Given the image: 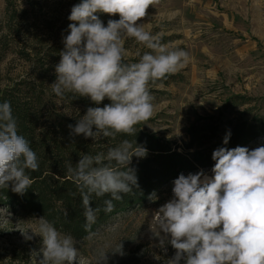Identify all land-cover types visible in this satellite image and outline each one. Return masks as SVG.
I'll use <instances>...</instances> for the list:
<instances>
[{"label":"clouds","instance_id":"obj_1","mask_svg":"<svg viewBox=\"0 0 264 264\" xmlns=\"http://www.w3.org/2000/svg\"><path fill=\"white\" fill-rule=\"evenodd\" d=\"M159 0H81L68 19L69 33L55 65L51 91L60 98L71 94L94 105L69 124L70 137L98 141L118 134L136 135V125L154 113L149 84L182 70L187 51L162 43L160 35L147 31L141 22ZM119 15L107 25L98 14ZM132 38L150 51L137 53V62H126L124 39ZM108 99L110 103L99 105ZM230 130L223 143L228 144ZM147 149L135 141L122 140L107 152L84 154L67 173L76 184L84 207L85 231L96 222L99 207L92 196H109L104 211L114 210L113 201L139 188L133 158H145ZM215 161L207 176L203 170L181 173L173 181L172 198L155 211L159 247L175 250L169 264H264V146L249 150L237 146L213 151ZM39 170V160L29 141L18 133L10 102L0 103V189L23 195L33 184L27 174ZM155 193L149 199L155 200ZM67 215V213H65ZM36 230L21 231L30 241L42 237L38 264H78L79 250L71 234L61 233L44 217ZM101 251L97 264H107ZM124 255L121 243L113 250Z\"/></svg>","mask_w":264,"mask_h":264},{"label":"rangeland","instance_id":"obj_2","mask_svg":"<svg viewBox=\"0 0 264 264\" xmlns=\"http://www.w3.org/2000/svg\"><path fill=\"white\" fill-rule=\"evenodd\" d=\"M81 0H0V85L37 79L46 90L55 81V65L69 33L68 17ZM141 21L162 43L188 52L186 66L168 84L149 86L154 113L140 128L173 142L184 152L187 130L198 118L222 121L264 115V0H159ZM105 26L119 15L98 14ZM125 61L150 51L132 38L124 39ZM247 104L229 105L231 98ZM65 111L63 106L58 107ZM264 146V137L247 144ZM201 171V170H200ZM209 177L211 169L203 170ZM187 176L188 174H184ZM173 183L159 196L120 213L83 241H76L78 264H97L101 251L107 264H169L175 250L165 253L154 233L155 211L172 198ZM38 220H23L0 206V264H38L42 237L26 241L21 231L36 230ZM29 230V234L31 233ZM121 243L124 255L113 250Z\"/></svg>","mask_w":264,"mask_h":264},{"label":"trees","instance_id":"obj_3","mask_svg":"<svg viewBox=\"0 0 264 264\" xmlns=\"http://www.w3.org/2000/svg\"><path fill=\"white\" fill-rule=\"evenodd\" d=\"M173 79L169 75L149 86L166 85ZM36 81L22 79L5 87L0 85V103L10 102L17 119L18 133L29 141L39 160V170L27 172L33 180L32 186L23 195L13 192L11 187L0 189V206L23 220L44 217L61 233L71 234L77 242L90 235L84 227L82 199L76 184L67 173V166H74L84 154L106 153L108 148L124 139L136 140L137 144L148 150L145 158L137 160L134 157L131 165L136 169L139 188L123 195L122 200L113 201V211L106 213L103 210L104 200L109 199V196H92L91 206L101 209L90 229L93 234L114 216L151 201V194L159 196L181 173L194 174L212 169L215 163L212 153L215 149L245 147L264 137V115H258L234 121H222L214 116L198 118L187 130L188 140L182 153L173 142L141 130L140 124L135 126L136 135L118 134L115 138L98 141L77 136L73 140L68 125H74L87 107L97 105L87 98H74L71 94L57 97ZM108 103L110 101L106 98L99 106ZM228 103L232 108L248 102L244 98L235 97ZM59 106H63L65 111H61ZM229 130L230 139L225 145L223 139Z\"/></svg>","mask_w":264,"mask_h":264}]
</instances>
